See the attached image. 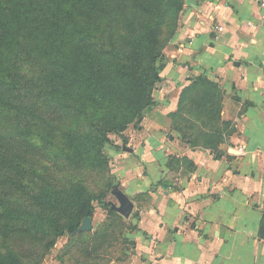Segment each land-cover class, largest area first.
Segmentation results:
<instances>
[{
  "label": "crops",
  "instance_id": "0c3cea01",
  "mask_svg": "<svg viewBox=\"0 0 264 264\" xmlns=\"http://www.w3.org/2000/svg\"><path fill=\"white\" fill-rule=\"evenodd\" d=\"M179 42L154 89L157 106L133 132L137 145L118 156L119 190L149 202L131 201L134 245L124 264H264V0L199 1L183 14ZM201 73L231 96L235 132L216 154L164 131L180 90Z\"/></svg>",
  "mask_w": 264,
  "mask_h": 264
},
{
  "label": "trees",
  "instance_id": "16d2710c",
  "mask_svg": "<svg viewBox=\"0 0 264 264\" xmlns=\"http://www.w3.org/2000/svg\"><path fill=\"white\" fill-rule=\"evenodd\" d=\"M181 4L182 0H42L36 6L32 0L11 5L0 1V52L8 55L2 67L0 63V112L34 117L39 106L52 105L75 121L61 136L66 165H106L102 149L111 144L109 135L120 134L145 109L157 106L152 92L165 66L159 50L163 25L168 12L180 10ZM113 13L123 19L118 44L110 27H104L114 20ZM4 16L11 23L4 22ZM21 33L33 44L16 41ZM204 83L208 82L201 73L182 90L180 102L192 86ZM209 104L205 108L211 113H204L219 121V102L217 108ZM223 141L218 133L215 143L204 147L217 150ZM31 145L25 138L0 134V220L11 223V236L24 239H41L48 231L72 233L83 218H91V201L104 204L103 198L90 195L81 183L67 188L46 183L33 190L25 184L28 171L22 168ZM34 173L31 169L29 180ZM13 194L26 196L27 204L10 200ZM258 238L264 240V214ZM0 264L21 262L13 253L0 252Z\"/></svg>",
  "mask_w": 264,
  "mask_h": 264
},
{
  "label": "rangeland",
  "instance_id": "374dc122",
  "mask_svg": "<svg viewBox=\"0 0 264 264\" xmlns=\"http://www.w3.org/2000/svg\"><path fill=\"white\" fill-rule=\"evenodd\" d=\"M3 1H7L11 5V2L14 1L15 4L20 0ZM41 1L32 0L36 6H40ZM199 1L202 0H182L180 10L175 13L168 12L163 25L164 30L159 48L164 63L167 62L168 50L181 44L179 33L183 14ZM255 1L260 3L263 0ZM112 15L114 17L115 13ZM3 20L11 23V20L6 16L3 17ZM96 22L98 24L99 20ZM122 25L123 19L116 16L113 21H109L104 26L107 30L110 27V30L114 32L116 44H118V38L123 36ZM27 37L21 33L16 41L32 45L33 42H30ZM7 56L4 50L0 52L1 67L6 63ZM197 76L189 80L180 90L176 109L166 116L167 123L164 131L165 133L168 132L170 136H177L176 138L186 145L189 144L187 139L191 138L190 140L196 147L206 149L204 147L206 144L215 143L218 133L223 137L222 143H224L235 132V128L231 116H229L231 115V96L227 95L225 86L207 75L205 77L208 83L192 86L182 96L180 102L182 90L188 86L191 87ZM153 93L154 90L152 96ZM217 101L220 109L219 121L210 114L204 113H211L210 108L208 110L205 108V104L216 103L215 107L217 108ZM226 101L229 106L227 113L223 114L225 105L223 102ZM146 110L129 123L123 132L118 135H109L111 144H105L102 149L106 165L93 169L66 165V158L62 152L63 141L61 136L70 132L69 129L75 125L73 117L61 114L52 105L39 106L37 115L34 117L32 115H14L12 112L7 114L6 111L0 112V134L15 139L25 138L26 143L32 144L31 148L26 151L28 156L25 157L22 166L28 171L24 179L25 184L30 185L34 190V186L43 187L46 183L62 188L81 183L90 195L102 196L104 201V204H99L96 200L91 201L90 204L94 206V210L91 216L90 229L85 231L78 230L81 222L72 233L64 231L62 234L56 235L53 231H48L42 235L41 239H24L11 236L12 234L9 233L11 223L6 219L0 220L6 224V231L1 232L0 230V252L15 254L21 264H124L129 260L134 245L129 237L135 229L131 218L134 208L128 217L122 216L117 210L118 202L113 193L121 189L122 178H124L120 177L121 171L118 162L121 159L118 156L137 145L133 132H138L143 128ZM174 113L176 115L171 116ZM182 134L186 137L185 139H183ZM207 149L214 154L217 152L216 148ZM175 161L191 168L187 158H175ZM31 169H34L35 175H32V179L29 180ZM142 171L144 173L145 169ZM147 196V193H138L131 201L135 202L137 208L147 207L149 205ZM8 198L10 200L18 198L21 199L22 205L27 204L26 196L19 198L13 194ZM73 208H75L74 205L68 212L74 214L71 211ZM79 215L77 214L76 217L78 218Z\"/></svg>",
  "mask_w": 264,
  "mask_h": 264
},
{
  "label": "water",
  "instance_id": "95a60500",
  "mask_svg": "<svg viewBox=\"0 0 264 264\" xmlns=\"http://www.w3.org/2000/svg\"><path fill=\"white\" fill-rule=\"evenodd\" d=\"M113 195L115 196L116 200L119 203L117 210L120 212V214L124 217L129 216L133 208V203L120 190L114 191ZM90 223H91V218L85 217L78 230L85 231L90 229Z\"/></svg>",
  "mask_w": 264,
  "mask_h": 264
},
{
  "label": "built area",
  "instance_id": "2783aa9c",
  "mask_svg": "<svg viewBox=\"0 0 264 264\" xmlns=\"http://www.w3.org/2000/svg\"><path fill=\"white\" fill-rule=\"evenodd\" d=\"M216 30H217L218 32H221V31L223 30V27H222V26H217V27H216Z\"/></svg>",
  "mask_w": 264,
  "mask_h": 264
}]
</instances>
